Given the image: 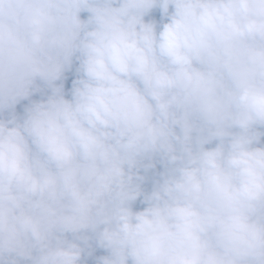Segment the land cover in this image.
<instances>
[{
    "label": "clouds",
    "instance_id": "clouds-1",
    "mask_svg": "<svg viewBox=\"0 0 264 264\" xmlns=\"http://www.w3.org/2000/svg\"><path fill=\"white\" fill-rule=\"evenodd\" d=\"M0 264H264V0H0Z\"/></svg>",
    "mask_w": 264,
    "mask_h": 264
}]
</instances>
